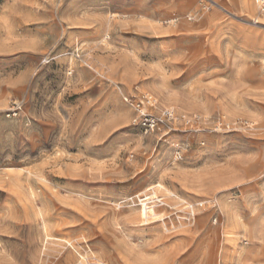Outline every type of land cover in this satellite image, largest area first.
I'll return each instance as SVG.
<instances>
[{
    "label": "rangeland",
    "instance_id": "rangeland-1",
    "mask_svg": "<svg viewBox=\"0 0 264 264\" xmlns=\"http://www.w3.org/2000/svg\"><path fill=\"white\" fill-rule=\"evenodd\" d=\"M185 1L107 16L154 32L61 35L58 0H0V264H264L262 15ZM135 105L172 116L152 131ZM157 184L175 198L141 222Z\"/></svg>",
    "mask_w": 264,
    "mask_h": 264
},
{
    "label": "crops",
    "instance_id": "crops-1",
    "mask_svg": "<svg viewBox=\"0 0 264 264\" xmlns=\"http://www.w3.org/2000/svg\"><path fill=\"white\" fill-rule=\"evenodd\" d=\"M61 5L55 14L59 34L77 33L85 26L92 27L93 32H111L112 30H150L154 32L157 27L145 25L143 28L139 23L127 20L116 21L109 19L108 15L126 14L135 15L139 10L142 0H58ZM188 5L190 0L185 1ZM154 8V9H153ZM158 6L151 8V15L158 16ZM261 14V13H260ZM150 15V16H151ZM151 19H154L153 17ZM143 24V22H141ZM147 24V23H146Z\"/></svg>",
    "mask_w": 264,
    "mask_h": 264
},
{
    "label": "bare ground",
    "instance_id": "bare-ground-1",
    "mask_svg": "<svg viewBox=\"0 0 264 264\" xmlns=\"http://www.w3.org/2000/svg\"><path fill=\"white\" fill-rule=\"evenodd\" d=\"M246 8L248 11L250 10H253L256 9L257 13H259L258 11V0H253L252 2L250 1H247L246 3ZM257 14L255 13L253 16H256ZM262 15V17L260 18H257L254 17L252 19V22L251 23H264V12L263 14H260ZM186 121V120H185ZM188 122V121H187ZM239 171V170H238ZM242 172V171H241ZM239 173V172H238ZM237 173V174H238ZM251 174V179H252V186L254 189H258V192L261 194V200H262V203H260L259 205V210L263 211L262 212V216H264V158L262 156H258V158L255 160V163H253V166H252V173ZM239 176V175H238ZM237 176V177H238ZM241 179V178H239ZM220 181V180H219ZM221 184V183H220ZM222 186V184H221ZM227 187V186H226ZM222 188V187H221ZM213 189V188H212ZM215 189V188H214ZM148 191L150 192V195L146 196V197H142V198H139V204H140V209L137 210V216L138 218L141 220V222H144V221H147L149 218H157V214L155 212V205L153 204L154 203V200L157 196V193H160V191H162L164 193V196H168V197H174L175 198V195L173 194H170L169 191L164 187L162 186L161 184H157L153 187H150L148 189ZM214 191V190H212ZM210 192V191H209ZM218 192V191H217ZM246 193V192H245ZM210 194V193H209ZM208 194V195H209ZM203 195V194H202ZM207 196V195H206ZM214 196V195H213ZM156 198V199H157ZM173 198V199H174ZM178 198V197H177ZM208 198V197H207ZM159 200V198H158ZM201 200V199H200ZM222 200V199H221ZM202 201V200H201ZM183 203L186 206V209H187V213L190 215V217H193V219H195V216H194V208L197 206V205H202V202L201 203H198L197 205H193L191 204L188 200H183ZM225 204V203H224ZM216 208V207H215ZM217 212V211H216ZM220 213V212H219ZM159 214V213H158ZM220 218V217H219ZM217 219V218H216ZM217 221V220H216ZM236 222L234 223V227H238V221L235 220ZM247 222V221H246ZM254 223H251V226H247V227H244V230L245 232L248 234L249 238L248 239H251L252 235H253V232H254V229H253V225ZM224 225V224H223ZM224 232V230H223ZM227 232V231H226ZM224 234V233H223ZM214 238V237H213ZM228 240H233V238H227ZM231 242V241H230ZM219 244V243H218ZM231 244V243H229ZM219 246V245H218ZM217 247V246H216ZM235 247V246H234ZM224 250V249H223ZM232 251V250H231ZM235 252V251H234ZM199 253V252H198ZM237 253V252H236ZM235 253V254H236ZM83 254V253H82ZM90 256V255H88ZM194 256V255H193ZM84 257V256H83ZM91 257V256H90ZM236 256L233 257V259L235 258ZM61 258V257H60ZM209 262H213L214 261V256L212 254H209V256L207 257ZM218 258H219V264H228L227 262V258H226V254L223 252H220L218 254ZM218 258H217V261H218ZM237 258L238 259H241V257L239 255H237ZM89 259V258H88ZM87 260V259H86ZM81 264V263H79Z\"/></svg>",
    "mask_w": 264,
    "mask_h": 264
},
{
    "label": "built area",
    "instance_id": "built-area-1",
    "mask_svg": "<svg viewBox=\"0 0 264 264\" xmlns=\"http://www.w3.org/2000/svg\"><path fill=\"white\" fill-rule=\"evenodd\" d=\"M258 11L259 13L263 14L264 12V0H258ZM136 110L138 112V120L139 122L146 128L151 129L152 131L160 125H164V119L170 118L172 114L170 112H166L163 117L155 118L147 113V110L145 107L135 105ZM21 106L20 103L17 101H14L11 103L8 111V116H16L21 112Z\"/></svg>",
    "mask_w": 264,
    "mask_h": 264
}]
</instances>
